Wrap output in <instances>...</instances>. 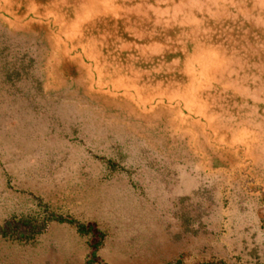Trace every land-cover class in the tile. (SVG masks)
Returning a JSON list of instances; mask_svg holds the SVG:
<instances>
[{"label":"rangeland","instance_id":"obj_1","mask_svg":"<svg viewBox=\"0 0 264 264\" xmlns=\"http://www.w3.org/2000/svg\"><path fill=\"white\" fill-rule=\"evenodd\" d=\"M0 264H264V0H0Z\"/></svg>","mask_w":264,"mask_h":264}]
</instances>
